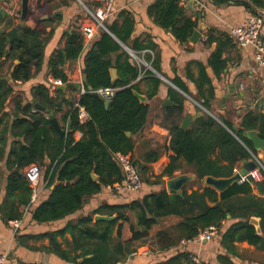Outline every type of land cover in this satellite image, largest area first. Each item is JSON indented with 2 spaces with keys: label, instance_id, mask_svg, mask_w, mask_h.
<instances>
[{
  "label": "trees",
  "instance_id": "obj_1",
  "mask_svg": "<svg viewBox=\"0 0 264 264\" xmlns=\"http://www.w3.org/2000/svg\"><path fill=\"white\" fill-rule=\"evenodd\" d=\"M180 1L153 0L148 6V13L160 26L169 29L177 40L185 43L198 20L186 12ZM254 1L258 5L264 3L262 0ZM243 3L250 6L247 1ZM252 12L257 13L254 10ZM38 22L46 23L48 20L38 19ZM133 22L130 12L120 10L111 21L105 20L106 29H100L98 36L89 43L84 53L83 67L87 84L93 89L114 88L107 104L100 94L95 95L86 87L75 102L51 95L52 85L48 80L32 87L33 99L49 110L53 108L59 110L63 104L69 107L71 127L82 131L81 139L74 140L71 132H68L66 139L63 135L60 136L49 121V117L42 112L33 115L32 121L19 117L13 123V125L18 123L20 129L18 134L26 136L28 133L31 138L26 145L20 144L10 150L11 161H18L19 166L35 160L42 162L43 152L47 151L53 163L45 169L47 184L54 180L59 181L47 199L35 208L34 216L38 217L42 209L45 210L44 217L47 218L65 216L80 208L85 199L99 191L102 186L121 185L124 172L115 158V153H130L141 176V187L132 191V197L128 201L107 206L109 211H117V218L125 220H129L126 213L128 209L135 211V221H130L129 224L131 235L125 243L130 244L133 240L147 238L150 228L161 217L167 215L180 217L178 221L158 229L152 236L156 250L161 252L170 250V254L164 258H159L155 252L139 255L144 259L141 264H216L209 260L195 261L193 253L181 246L182 241L194 240L200 230L210 226L217 228L214 238L217 241V248L219 246L222 250L216 253L217 260L222 264H235L225 252L233 253L236 241L246 240L255 248L264 249V197L257 196L252 191L253 187L260 191L264 190V171L260 170L262 179L259 181L249 177L234 181L223 190L206 184L191 191L183 188L182 194L167 191L163 175L174 176L175 170L182 169V160L196 175L197 180H202L205 175L215 177L232 175L235 167L251 158L250 150L254 153L259 152L242 131L256 129L259 136L264 139V113L248 109L236 127L238 137L229 130H234V122L226 116L228 110L215 116L203 111L202 115L183 128L181 122L184 117L185 96L176 88L169 86L168 94L174 104L161 105L156 122V128L166 134L165 143L159 147L150 146L140 158H135L132 155L134 137L147 123L150 104L147 101H140L134 91L151 99L162 80L152 69L137 60H130L132 55L124 45L136 54H140L144 49H150L152 52L144 51L145 60L153 69L160 71L157 43L151 38L133 36ZM19 34L22 40H14L5 55L7 36L0 33V60L4 55L18 59V62L13 64L12 77L14 80L24 81L32 75L33 67L35 70L41 68L47 36L45 28L38 25L22 26ZM218 37H225L226 41ZM83 40L77 29L66 35L64 45L57 48L49 57V75L59 78L63 83L68 82L63 65L65 61L75 59L81 54L85 47ZM213 41H217L218 46L211 54L210 63L219 74L226 68L228 60L222 55L223 48L225 44L233 43L227 33L221 32L218 36L210 29L204 42L211 44ZM193 63L197 65L201 79L198 83L199 88L208 84L200 89L195 98L198 100L203 98L200 100L201 105L211 111L214 86L206 74L204 65L199 61ZM111 67L117 70L116 79H112ZM171 80L181 89L187 90L176 77H172ZM10 91L9 83L2 80L0 109ZM60 91L57 89V94H60ZM14 102L20 104V98H15ZM79 106L87 112L84 121L78 118ZM127 131L130 133L127 134ZM163 150L171 151L163 174L152 177L149 173L150 163L156 161ZM92 171L96 173L98 179L92 177ZM251 216L259 218L260 232L250 222ZM90 219L91 216L87 215L83 221ZM116 220H104V224L96 228L88 225L80 227L75 243L83 245V251L76 256L66 257L77 261L78 264H115L124 259L132 250L123 245L120 239L112 241L111 234ZM117 232L120 235L121 224L118 225ZM122 247L125 248V252L122 251ZM86 253L91 254L85 256ZM80 257L82 259L78 260Z\"/></svg>",
  "mask_w": 264,
  "mask_h": 264
},
{
  "label": "crops",
  "instance_id": "obj_2",
  "mask_svg": "<svg viewBox=\"0 0 264 264\" xmlns=\"http://www.w3.org/2000/svg\"><path fill=\"white\" fill-rule=\"evenodd\" d=\"M152 1L113 0V12L106 19L111 21L123 9L130 12L134 20L133 36L151 38L157 43V49L160 53V71L154 70L162 81L157 88L156 94L151 99L147 97L145 99L150 104L149 115L144 128L134 137L132 155L135 158H140L148 147L164 145L166 134L156 128V122L158 121L157 115L160 112L159 107L162 105V101L167 97L170 98L168 94L169 86L176 88L185 96L183 102L184 115H194L200 110V100L203 98L198 100L195 95L200 93V89L208 84L206 83L202 88H199L198 83L201 79L198 67L193 61H199L204 65L206 74L214 86L215 94L211 100V111L208 110L213 116L228 110L226 116L234 122V125L238 126L242 115L248 109L264 113V68L256 63L252 47L236 44L228 29V25L239 24L246 15L252 14L253 10L258 14H264V3L263 5H258L254 0H225L222 2L191 0V5L193 6V9H191L189 7L190 0H181L180 3L184 6L186 12L191 14L193 18H197L196 27H201L202 30L201 36L195 42L188 39L187 42L182 43L175 38L169 29L160 26L153 16L148 13V6ZM243 1H247L250 6H246ZM29 3L31 9L26 17L27 26H43L47 36L43 48L41 68L35 70L33 67L32 75L29 79L19 81L14 80L12 77L13 64L17 63L18 59H12L4 55L0 60V82L2 80L7 81L11 87V91L0 109V253L4 252L7 254L4 264H78L77 261H73V259L66 256L73 257L83 251L84 246L75 243V239L78 238L79 228L83 225H88L92 228L100 227L104 224V220L112 219H117L111 234L112 241L116 242L117 239H120L123 245L128 246L132 250L126 254L124 259L117 261L115 264H141L144 259L139 255L153 252L159 258H164L170 254V250L158 251L156 250V245L153 244L154 246L152 247L149 242H142V239L133 240L130 244L125 243L131 235L129 224L130 221H135V211L128 209L126 213L129 220H125L117 218V211H109L107 207L108 204L128 201L132 197V191H122V189H117L115 186L105 185L99 191L89 195L80 208L65 216L57 218L44 217L46 214L44 209L40 211L38 217L34 216L35 208L47 199L51 190L59 181L54 180L52 183L47 184L45 169L48 165L51 166L53 164L47 151L43 152L42 162L35 160L19 166L18 161H11L10 150L17 148L20 144L26 145V142L31 138L28 133L26 136H24L25 134H18L20 130L18 123L16 125H13V123L19 117L32 121L33 115L38 112H42L49 117L48 112L33 106L36 101L32 96V87L48 80V60L50 55L57 48L64 45L66 35L76 29L80 19L84 17V10L77 0H40L39 4H36V0H30ZM14 4L15 8L11 9L7 8L6 1L0 2V7L3 5L6 8L5 14L14 15L16 22L19 20V0H15ZM56 10L58 12H55ZM49 14L53 15L44 18ZM2 19V14L0 13V27L3 28ZM38 19L48 20V22L39 23ZM20 29L21 27L19 32ZM210 29L216 32L218 36L221 32L227 33L233 43H227L223 48L222 55L227 57L228 60L226 68L219 74L210 63L211 54L218 46V42L213 41L211 44L204 42ZM99 31L100 29L95 37L98 36ZM262 33L264 35V27ZM218 38L226 41L225 37ZM83 45L85 47L81 54L75 59L65 61L63 65L68 81L83 82V57L89 47V43H83ZM124 47L130 53L134 52L128 46L124 45ZM137 55L145 60L144 50ZM133 59L135 60L134 57ZM172 77H176L181 81L187 87V90L178 87L171 80ZM230 84L234 85L233 88H229L228 85ZM57 89L61 90L60 94H57ZM50 93L53 96L57 95L59 99L67 98L74 102L81 94L80 89L75 86H66L62 89L57 87V85H52ZM17 97L20 98V104H15L14 102ZM222 98H224V105ZM255 103H259V105L254 107ZM68 109L69 107L63 104L59 110L56 108L51 110H54V115L59 125L65 129L63 134L65 139L68 132H71L73 139L79 140L82 138L83 133L79 129H72V119ZM250 152L253 151L250 150ZM169 153L171 151L163 150L159 158L150 163V174L153 176L163 174ZM33 163L41 168L36 184L37 194L34 197L32 196V185L25 175L26 169ZM181 164L182 169L175 170L174 175L183 172L193 173L183 160ZM240 167L241 165L235 168L239 170ZM261 170L264 171L263 168ZM16 171H18L20 176H18ZM168 177L163 175L165 181ZM95 178L98 179V176L96 175ZM261 179L262 176L256 178L258 181ZM204 185L206 183L203 180L195 178L186 183L183 188L191 191ZM252 191L257 196L264 197V190L260 191L257 187H253ZM87 215H90L91 219L83 221L84 216ZM97 215H113V218L101 219L97 218ZM15 218L20 219L19 226L16 229L10 222ZM179 219L180 217L177 215H167L159 218L150 228L149 236L152 238L158 229ZM119 224H121L120 235L117 232ZM214 237L203 242L184 240L181 242V246L193 253V257H196L198 262L209 260L216 264H222L217 260L216 256V253L222 252V250L219 246V249L217 248V241ZM122 251L125 252V248L122 247ZM117 253L120 254V252ZM257 253L264 255V249L259 250L246 240L236 241L233 253L225 252L235 264H253L258 259ZM90 254L86 253L85 256ZM81 259V257L78 258V260Z\"/></svg>",
  "mask_w": 264,
  "mask_h": 264
},
{
  "label": "built area",
  "instance_id": "obj_3",
  "mask_svg": "<svg viewBox=\"0 0 264 264\" xmlns=\"http://www.w3.org/2000/svg\"><path fill=\"white\" fill-rule=\"evenodd\" d=\"M15 3V0H12ZM80 6L84 10V17L80 19L76 29L82 34L84 44L90 43L96 36L97 31L101 28H105L104 22L108 16L113 12V0H77ZM200 2V1H199ZM9 8H15V4ZM264 27V14L252 13L245 16V18L237 25H228V29L232 34V37L236 44L241 46H251L253 50V56L256 63L264 68V35L262 29ZM144 51L152 52L150 49H144ZM132 56L137 62L145 65L147 68H151L148 61L139 57L136 53L132 52ZM48 82L52 85L62 84L59 78L48 76ZM104 99L110 98L113 94V87H101L95 89ZM85 87L80 89V92H84ZM78 118L80 121H84L87 118V112L82 106L78 107ZM115 158L120 164L123 172L124 179L121 185H116L117 189L124 188L126 191H134L141 187L142 180L137 170L136 165L133 162V158L130 153L116 152ZM264 169L262 164L256 168L249 170L246 174L241 175L239 181L247 179L249 177L256 179L261 176V169ZM40 166L33 163L25 171L26 178L32 185V196L37 194L36 184L40 176ZM234 171H238L234 168ZM16 229L19 226L20 219L15 218L10 221ZM217 234V228L210 226L199 231L194 238L197 242H203L212 239ZM7 258V254L0 253V264H4ZM198 262L196 257H193ZM46 264V263H40Z\"/></svg>",
  "mask_w": 264,
  "mask_h": 264
},
{
  "label": "water",
  "instance_id": "obj_4",
  "mask_svg": "<svg viewBox=\"0 0 264 264\" xmlns=\"http://www.w3.org/2000/svg\"><path fill=\"white\" fill-rule=\"evenodd\" d=\"M7 2V8L12 6L14 4V1L12 0H0V2ZM30 0H19V20L15 22L14 15L12 14H5V7L2 5L0 7V13L2 14V27H0V33L5 34L7 36V45L5 48V55L9 52L10 50V44L14 40H22V37L19 34V28L22 26H27L26 22V17L28 13L30 12ZM40 0H36V4H39ZM192 1H189V7L193 9V6L191 5ZM55 12H58L56 10ZM53 14L46 15L44 18L48 16H52ZM201 27H196L193 29L191 35L189 36V40L195 42L200 36H201ZM131 61H133V56L130 58ZM18 61V60H17ZM154 72H156L152 67L150 68ZM83 72V82L82 83H77V82H72L68 81L66 83H62L57 85V87H60L64 89L66 86H75L79 89L82 87H86L88 90L93 91L95 95H99V93L93 89V87L90 84H87V79L85 75V70L84 68L82 69ZM112 79L117 78V73L114 67H111L110 69ZM5 78V77H2ZM7 79V77H6ZM86 85V86H85ZM229 88H233V84L228 85ZM135 95L139 98L140 101H145L146 96L144 94H141L137 91H134ZM110 101V98L104 99V102L107 104ZM223 105H224V98H222ZM174 104V101L170 99L169 97L165 98L162 101V105H171ZM259 103H255L254 107H257ZM33 106L39 110L48 112L49 115V121L51 124L54 126V128L58 131L59 135H63L65 132V129L61 127L57 121V118L54 115V110H49L47 107L44 105L40 104L39 102H34ZM203 111L209 112L206 108H204L202 105H200V110H198L194 115H184L182 122H181V127L185 128L187 127L190 122L195 119L196 117L202 115ZM237 125H234V130L229 129L236 137H238V129H236ZM130 132L127 131V134ZM242 134L249 139H251L254 147L259 150V152L256 154L254 152H251V158L246 159L242 162L241 167L239 168L238 171H235L232 175L227 176V177H215L213 175H205L202 180L204 183L207 185H212L218 190H223L226 188L229 184H231L234 181L239 180L241 175L246 174L249 170H252L256 168L258 165L262 164L264 167V139L259 136L258 132L256 129H244L242 131ZM91 175L93 178L96 177V173L94 171L91 172ZM196 178V175L194 173H179L174 176L168 177L165 181V187L167 191H174L178 194H182L183 187L186 183L189 181L193 180ZM97 218L101 219H111L113 218V215H97ZM250 222H252L257 231L260 232V227H259V218L257 216H251L250 217Z\"/></svg>",
  "mask_w": 264,
  "mask_h": 264
},
{
  "label": "rangeland",
  "instance_id": "obj_5",
  "mask_svg": "<svg viewBox=\"0 0 264 264\" xmlns=\"http://www.w3.org/2000/svg\"><path fill=\"white\" fill-rule=\"evenodd\" d=\"M152 177H153V175L152 174H150ZM150 239V240H149ZM142 242H149L151 245H152V247L154 246L153 245V239L150 237V236H148L147 238H145V239H142ZM258 254V256H257V260H255V262H256V264H264V255L263 254H260V253H257ZM254 263V262H253Z\"/></svg>",
  "mask_w": 264,
  "mask_h": 264
}]
</instances>
